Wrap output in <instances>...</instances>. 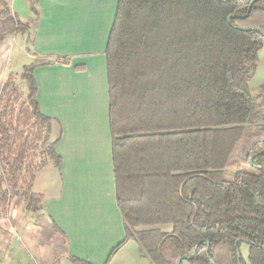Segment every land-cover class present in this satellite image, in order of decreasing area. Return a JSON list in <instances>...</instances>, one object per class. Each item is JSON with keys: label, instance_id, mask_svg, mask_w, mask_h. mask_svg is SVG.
<instances>
[{"label": "trees", "instance_id": "trees-1", "mask_svg": "<svg viewBox=\"0 0 264 264\" xmlns=\"http://www.w3.org/2000/svg\"><path fill=\"white\" fill-rule=\"evenodd\" d=\"M256 9L264 0L118 1L105 56L125 239L104 264L130 239L152 264H246L243 244L250 264H264V85H248L264 47ZM0 21L21 33L31 26L3 0ZM36 65L22 68L27 103L15 124L0 114V219L16 196L25 211L41 210L42 196L31 191L38 166L25 163L29 121L44 125L47 156L60 163L36 100ZM251 124L258 129L248 133Z\"/></svg>", "mask_w": 264, "mask_h": 264}, {"label": "crops", "instance_id": "crops-1", "mask_svg": "<svg viewBox=\"0 0 264 264\" xmlns=\"http://www.w3.org/2000/svg\"><path fill=\"white\" fill-rule=\"evenodd\" d=\"M3 1L21 22L35 20L32 0ZM118 1L37 0L34 5L38 17L24 65L37 64L36 100L51 120L50 139L60 163L49 160L35 174L31 191L42 196L41 210L30 213L20 204L0 219V227L23 237L34 253L31 257L43 264H72L70 256L104 264L125 239L115 195L105 56ZM253 14L254 25L264 24V11L256 9ZM5 39L0 56L10 47L11 41ZM9 66L7 62L5 70L11 73ZM248 85L253 90L264 85V47ZM32 216L40 217L41 223L36 225ZM240 251L250 264L248 245H241ZM16 264L29 261L23 257ZM108 264L152 262L140 256L138 244L130 239Z\"/></svg>", "mask_w": 264, "mask_h": 264}, {"label": "rangeland", "instance_id": "rangeland-1", "mask_svg": "<svg viewBox=\"0 0 264 264\" xmlns=\"http://www.w3.org/2000/svg\"><path fill=\"white\" fill-rule=\"evenodd\" d=\"M32 21L30 22L31 26L28 32L25 33L15 31L14 27L10 24L2 25L0 21V34L4 36L3 38H6L5 40L11 41L10 47H5L2 56H0V114H6L8 116L7 119L11 120L13 124H15L14 119L18 115L21 106L27 103L28 84L21 78L22 72L20 73V71H22L23 65L28 62L26 52L30 51L31 33L34 27V22ZM262 23H264V17L262 18ZM7 62L10 65L9 72L11 73L5 70ZM9 75L11 77L8 81ZM260 117L263 116L261 115ZM258 119L261 121L260 118ZM254 121H256L255 118ZM256 129H258L257 124H251L247 127L248 133ZM24 130L26 134L31 135L33 146L25 163L34 167L38 166V169L34 173L35 175L38 170L44 167L40 163L44 159L50 160L47 156L46 145L43 142V137L46 133L44 125L42 123L34 125L33 120L28 122ZM49 140L51 141V139ZM238 152V149L234 152L231 157L232 160L236 159ZM3 187L5 188L6 186L3 185ZM20 204L25 205L24 199L20 196L13 197L10 200L9 211L11 208L15 209L17 206L19 208ZM7 215L2 218H6ZM32 220L36 225L41 223L40 217L32 216ZM32 254L34 253L23 242V237L16 235L14 230L13 232H8L0 227V264H16L23 257L28 259L29 264H43L32 258ZM41 254L39 253V255Z\"/></svg>", "mask_w": 264, "mask_h": 264}]
</instances>
